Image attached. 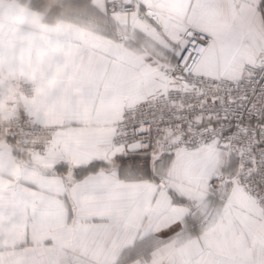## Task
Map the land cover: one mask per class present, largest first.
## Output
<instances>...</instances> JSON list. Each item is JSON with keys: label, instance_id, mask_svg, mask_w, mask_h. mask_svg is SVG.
Listing matches in <instances>:
<instances>
[{"label": "crops", "instance_id": "0c3cea01", "mask_svg": "<svg viewBox=\"0 0 264 264\" xmlns=\"http://www.w3.org/2000/svg\"><path fill=\"white\" fill-rule=\"evenodd\" d=\"M110 1L0 0V111L18 112L4 91L21 76L34 83L28 111L55 127L47 152L24 160L12 141L0 142V264H186L200 251L208 259L210 247L229 264H264V226L254 223L252 198L228 186L217 199L203 182L219 168L220 153L213 170L199 177L179 176L171 161L165 180L157 171L151 181L123 171L117 177L122 148L113 143L114 124L154 87L149 65L161 62L177 30L157 31L144 12L108 16ZM142 2L154 10L153 0ZM216 11L238 33L231 78L244 77L264 52L257 0H220ZM171 23L183 26L175 17ZM117 29L129 30L133 39L120 42ZM90 176L139 184L155 198L144 202L135 188H126L111 199L85 202L78 192ZM166 198L179 211L158 212ZM230 202L235 227L225 225L228 239L217 243L213 229ZM94 216L97 223L119 221V228L93 239Z\"/></svg>", "mask_w": 264, "mask_h": 264}, {"label": "snow or ice", "instance_id": "6c2138e0", "mask_svg": "<svg viewBox=\"0 0 264 264\" xmlns=\"http://www.w3.org/2000/svg\"><path fill=\"white\" fill-rule=\"evenodd\" d=\"M220 0H153L154 10L143 2L123 0L125 8H134L137 16L144 12L149 23L157 31L177 30L175 39H170L168 46L163 48V57L159 64L149 65L152 72L154 87L141 99L136 108L147 111L142 119L125 127L123 141L117 144L122 148L116 159L119 160L117 177L121 171L129 175L139 174L147 180H156L154 165L166 166L171 161L176 170H208L213 157L219 150H227L239 143L244 121L255 124L254 143L259 155L253 152L252 157L243 162L244 172L234 182L229 176L228 185L233 187V194L242 191L252 198L250 207L255 211L259 223L264 226V59L255 86L251 92L240 90L241 80H233L231 73L235 69V61L239 55V38L235 28L220 18L216 5ZM114 11L117 10L115 7ZM257 11L261 17L259 31L260 47H264V0H257ZM168 12V18L160 13ZM183 23H171L172 18ZM264 56V52L259 54ZM117 72H120L117 69ZM252 83V81H249ZM239 95V100L237 96ZM256 109V111H252ZM135 110V109H131ZM179 127L182 135L174 141L166 137L172 130ZM244 134H247L245 129ZM160 144L159 155L155 145ZM240 166V165H238ZM91 167V165H89ZM88 168L78 167L75 174L86 173ZM219 177L211 176L209 183ZM126 188H135L138 199L150 203L154 199L151 190L139 184L124 185L114 182L107 176L88 177L80 186L78 195L88 202L103 196L111 199L112 195ZM62 195V194H61ZM164 194H162L163 196ZM58 198H60L58 196ZM174 202L165 199L161 202L158 212H176ZM231 202L224 206V215L219 225L213 229L216 242L227 241L228 232L225 225L234 229L230 212ZM69 215L71 210L69 209ZM98 217H92V238L100 234L117 230L119 221L97 223ZM185 225L189 217H183ZM173 223L180 227L179 221ZM205 253L200 251L197 256L186 264H229L225 259L217 258L211 247Z\"/></svg>", "mask_w": 264, "mask_h": 264}, {"label": "built area", "instance_id": "2783aa9c", "mask_svg": "<svg viewBox=\"0 0 264 264\" xmlns=\"http://www.w3.org/2000/svg\"><path fill=\"white\" fill-rule=\"evenodd\" d=\"M136 2L137 0H133L134 4ZM114 7L117 10L114 11ZM105 12L108 16H113L118 13L135 12V9L125 8L123 6V0H113L107 4ZM116 33L120 42L125 43L133 39V35L129 30L117 29ZM261 59H264V56H261L255 64L247 66V74L242 77V81L239 85L241 91L247 90L251 92L252 87L255 86L254 82L258 78L260 72ZM233 80L240 81L241 78ZM249 81H252V83H249ZM4 92L7 95L8 104L10 106H15L18 112L12 116H5L0 111V142L4 139L12 141L21 160H24L26 155L46 153L49 143L53 138L55 128L51 125L38 123L34 116L28 111L26 99L34 95V83L31 80L18 76L7 84ZM237 99L239 100V95L237 96ZM131 109L135 110L133 111ZM146 111L145 108H136L135 106L125 111L123 116L114 124V145L120 144L121 141H123L125 127L128 126L130 128L133 123L142 119ZM252 111H256V109H253ZM243 123L244 128L241 129L239 139V143L242 146L237 148L233 145L231 148L224 150L228 158H235L240 166H238V169L234 174L229 173L228 171L223 172L217 176L219 177L218 180L214 183H210L217 194H221L225 191L230 175L234 182H238V177L245 171L242 167L243 162L250 159L253 152H256L257 156L259 155L256 145L250 143V141L254 139L253 132L256 130L255 124H249L247 119ZM245 129H247L246 135L244 134ZM181 135L182 132L180 128L176 127L166 138L169 141H174ZM261 139H264V136H262ZM160 144H163V140L155 145L156 154L159 153ZM207 217H209V215Z\"/></svg>", "mask_w": 264, "mask_h": 264}, {"label": "rangeland", "instance_id": "374dc122", "mask_svg": "<svg viewBox=\"0 0 264 264\" xmlns=\"http://www.w3.org/2000/svg\"><path fill=\"white\" fill-rule=\"evenodd\" d=\"M54 134H55V132H54ZM53 137H54V135H53ZM218 153H220V156H221V164H220V162L218 163V164H220L219 168H217V170L213 174L207 175L203 178V182L206 185L207 191L210 192L212 194V196H217V199L220 198L219 196L221 194H217V192L213 189V187L209 183V178L213 175L218 176L219 174H221L223 172H227V171L229 173L234 174L238 169V163H237V160L235 158H232V157L228 158L226 152L223 149L219 150ZM214 164H215V162H212V164L209 166L208 170L204 171L203 173H201L198 170H188V171L176 170V172L178 173L179 176H183V174H191V175H194L196 177H199L202 174H206V173L211 172L213 170L212 165H214ZM170 167H171L170 161L166 162V166H162V165L154 166V171H157L160 174V177L158 178L159 180L164 179L166 176L168 177V174L170 173ZM228 186L229 185H227V187ZM213 205H211V207H209V210H211V209H212V211L214 210L215 206H213ZM192 223L195 224V221H193Z\"/></svg>", "mask_w": 264, "mask_h": 264}, {"label": "trees", "instance_id": "16d2710c", "mask_svg": "<svg viewBox=\"0 0 264 264\" xmlns=\"http://www.w3.org/2000/svg\"><path fill=\"white\" fill-rule=\"evenodd\" d=\"M87 168H88V170H89V168H90V167H87ZM81 174H83V172H82V173H80L79 175H81Z\"/></svg>", "mask_w": 264, "mask_h": 264}]
</instances>
